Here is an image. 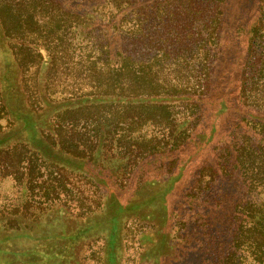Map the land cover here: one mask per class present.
I'll use <instances>...</instances> for the list:
<instances>
[{"label":"rangeland","instance_id":"1","mask_svg":"<svg viewBox=\"0 0 264 264\" xmlns=\"http://www.w3.org/2000/svg\"><path fill=\"white\" fill-rule=\"evenodd\" d=\"M7 1H12L14 8L6 16L12 17L16 13L21 15L23 30L27 34L22 40L24 43L21 49L14 46L13 52L16 53L19 65L13 67L14 73L10 76L19 84V90L24 96L23 105L32 107L35 111L34 118L37 117L41 123L35 129L34 141H30L29 134L22 132L15 136L20 138H13L0 146V264H203L200 256H206V253L193 251V239L184 231L185 217H178L186 214L183 212L185 204L175 202L169 220L163 221L155 209L148 205L150 198L142 199L143 196L165 187L163 184L167 180V172L174 170L172 166L153 162L136 172L131 181L122 182L121 165L125 166L128 162V167H131L137 158L128 149L129 153L124 154L120 166L113 162L103 163L97 169L100 179L107 180L104 185L81 178L77 171L59 169L58 165L41 155L36 148L42 141L52 149V111H47L49 109L42 98L52 104V96L58 98L61 90H66V93L75 90L74 81L64 68L82 65L83 57L91 47L100 50L104 46H110L111 32L108 33L97 22L99 19L104 22L114 19V51L130 56V61L136 66H149L150 77L173 92L157 96H172L168 101L162 100L161 105L171 111L168 116L174 120L173 124L165 119L166 110L157 108H136L134 112L133 109L130 113L123 114V118H130L137 117L140 112H147L140 124L133 126L143 136V140L139 141L142 143L141 150H135L144 154V145L152 148L154 145L168 143L172 140L168 135L173 128L179 130L178 128L183 127L190 134L184 151L202 141L201 134L205 128L207 136L213 127L217 132L212 149L217 148L230 135L228 118L215 123L209 107L203 105L193 112L194 108H190L189 102L177 100V96L182 99L185 96L206 97L215 89L217 94L226 91L224 89L219 92L218 88L211 89L208 86L211 84L219 87L220 78L224 76L222 66L227 68L233 58H236L242 45L241 40L245 42V38L241 36L245 31L243 26L250 20L253 21L257 0H131L135 7L132 11H125L123 17L116 16L119 11L116 7H120L119 4L124 6L126 0H54L62 9L78 17L88 18L94 24L85 31L78 28L73 33L75 37L67 34L62 44H58L60 49H66V55L55 62V74H52V0ZM224 1L236 4H231L233 7L230 19H227V15L223 16L217 27L212 24L217 12L215 5L227 10ZM92 16L95 20L98 19L93 21ZM29 17L39 24L33 33L29 31ZM83 27L84 25L81 26ZM237 33L240 37L236 36ZM45 41L47 43L44 45ZM31 45L34 52L41 56L30 57L28 46L32 48ZM42 46H47L50 50L44 49L41 52L44 48ZM258 52L259 50L254 56L259 55ZM82 76L85 77V73ZM250 76L251 72L246 78ZM82 82L86 81L83 79ZM225 82L221 85L224 86ZM259 89L263 93V87ZM215 96L217 95L212 97ZM260 96L252 89L249 103L262 107V101H258L261 100ZM149 97L150 95L146 98ZM145 104L151 106L153 102ZM110 112L116 116L115 111ZM86 117L79 115L75 120L88 124L86 128H93L90 121L83 122ZM10 119L3 114L0 121L3 125L2 134L8 135V131L14 128L13 125H19L16 118ZM145 122L147 123L144 124ZM85 147L90 151L92 144L88 143ZM208 155L209 152L205 151L203 156L194 155L191 158L194 162L185 168L182 180L175 186V192H179L180 196L190 188L188 186L197 177L199 168L210 163ZM111 174L115 177L112 178ZM105 175H108L107 178ZM153 181L155 184H149ZM109 192L115 193L123 206H127L128 202L141 205L136 211L120 215L113 245L109 244L108 232L104 226V210L107 209L105 202ZM179 207L182 208L178 209ZM86 222H89V226L92 222L100 225L72 244L57 242L56 238L52 240V235L77 233ZM18 227L21 229H17ZM163 237L166 243L165 259L162 250L157 249L156 245ZM57 249L62 255L59 260L52 257ZM167 257L171 259L168 261Z\"/></svg>","mask_w":264,"mask_h":264},{"label":"trees","instance_id":"2","mask_svg":"<svg viewBox=\"0 0 264 264\" xmlns=\"http://www.w3.org/2000/svg\"><path fill=\"white\" fill-rule=\"evenodd\" d=\"M124 3V6L119 4L120 7H116L119 9L116 16L123 17L125 11H132L135 7L131 0H126ZM231 4L236 3L224 1L227 10L220 5H215L217 12L212 24L219 27L223 16L226 15L227 19H230V10L233 7ZM13 8L12 1L0 0L2 67L0 69V121L3 114H6L11 119L16 118L19 125H13L14 128L10 129L7 135V133L2 134L3 125L0 124V146L13 138H20L15 136L22 132L29 134L32 141L36 135L35 129L41 123L37 117L34 118L35 111L32 107L23 105L24 96L19 90V84L10 76L14 73L13 67L19 65L16 53L13 52L14 46L21 49L24 43L22 40L27 36L26 31L23 30L21 15L16 13L12 17L6 16V13L13 11ZM253 12V21L250 20L243 26L245 31L241 36L245 38V42L241 40L242 45L236 58H233L227 68L222 66L225 79L224 76L220 78L219 87L211 86V84L208 86L211 89L218 88L219 92L224 89L226 91L217 94L215 89L206 97L186 98L185 96L182 99L177 96V100L188 101L190 108H194L193 112L201 109L203 105L206 108L209 107L215 123L222 118H228L230 135H227L225 142L217 148L212 149L217 132L213 127L207 136L205 128L201 134L202 141L184 151L190 134L186 133L187 130L183 127L178 128L179 130L173 128L172 133L168 135L169 138L172 137V140L168 143L154 145L152 148L144 145L146 147L144 154H139L135 150L137 148L141 150L142 143L139 141L143 140V136L139 135L140 130L133 126L140 124L147 112H140L137 117L130 118H123V114L130 113L133 109L134 112L136 108H157L166 110V117L163 116L170 124H173L174 120L168 116L171 111H168L165 105H161L164 100L168 101L172 96L157 98L161 94L173 92L150 77L149 66L144 64L136 66L130 61V56L114 51L112 46L114 19L106 22L99 19L97 22L98 25L105 27L108 33L111 32L109 33L112 36L109 39L110 46H104L100 50L91 47L84 55L82 65L75 64L74 68L69 69L67 66L64 68L66 73L71 75L75 90L67 93L66 90H61L58 98L52 96V104L42 98V102L49 109L47 111H52L50 121L52 149L42 141L36 148L41 155L50 158L52 163L58 165L59 169L77 171L81 178L104 185L107 180L100 179L97 169H100L103 163L112 164L113 162L120 166L124 154L129 153L128 149L130 154L137 158L132 162L131 167H128V162L125 166L121 165L120 181L122 182L131 181L136 172L153 162L172 166L174 170L167 172V180L163 184L165 187L161 191L143 196L142 199L150 198L148 205L155 209L163 221L169 220L175 202L181 201L185 204L183 212L186 214L178 217H185L184 231H187L193 239V251L206 253V256H200L203 264H264V0L256 1ZM29 20H31L29 31L33 33L39 24L32 17H29ZM91 22L88 18L78 17L62 9L58 2L52 0V74L57 72L55 62L66 55V49L59 48L63 38L67 34L72 36L78 28L83 31L91 28L94 25ZM82 25H84L83 28H81ZM73 36L75 37L74 34ZM236 36L240 37L239 33ZM45 38H47L46 35ZM46 43L47 41L44 45ZM42 47L44 48L41 52L49 49L47 46ZM28 50L30 57L41 56L40 53L34 52L33 46L32 48L28 46ZM257 50L259 55L254 56ZM249 72L252 76L246 78ZM84 73L85 77L82 76ZM83 79L85 83L82 82ZM248 80L251 82H247ZM211 81L210 78V83ZM222 82H225L224 86L221 85ZM260 87H263V93ZM252 89L261 95V100L258 99V101H262V107L249 103L248 98ZM152 93L154 95H151ZM149 95L150 97L146 98ZM213 95L217 96L212 97ZM146 102H153V105L149 106L145 104ZM110 110L115 111L116 116L111 114ZM79 115L87 116L83 122L90 121L93 128H86L88 124L75 120ZM90 131L92 135L89 136ZM88 143L92 144L90 151L85 147ZM106 147H109L111 151L109 152L110 149L107 150ZM192 150L195 153L191 152ZM205 151L210 154L207 156L210 163L199 168L197 177L188 186L190 188L180 196L179 192H175L177 190L175 186L182 180L185 168L194 162L191 158L194 155L201 157ZM95 174H97L96 177ZM107 176L105 175L106 178ZM110 176L112 177V174ZM114 177L113 175L112 178ZM154 182L149 184H155ZM115 197V193H108L105 202L107 209L104 210V226L108 232L107 238L110 245L115 242L120 215L124 212L136 211L141 207L133 202L123 206L124 204ZM134 202L137 203L136 200ZM92 223L91 226L89 222L82 224L77 233L52 235V240L56 238L57 242L75 243L100 225L98 222ZM156 245L157 249L162 250L163 259H165L164 237ZM154 247L155 245L150 251ZM61 256L58 249L54 251V255L52 254L56 260H59ZM170 259L167 257L168 261Z\"/></svg>","mask_w":264,"mask_h":264}]
</instances>
